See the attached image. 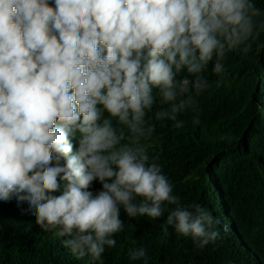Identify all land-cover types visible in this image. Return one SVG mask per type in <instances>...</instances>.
I'll return each mask as SVG.
<instances>
[{
  "label": "clouds",
  "instance_id": "9594fccd",
  "mask_svg": "<svg viewBox=\"0 0 264 264\" xmlns=\"http://www.w3.org/2000/svg\"><path fill=\"white\" fill-rule=\"evenodd\" d=\"M54 5L0 0V200L27 201L42 229H57L74 255L94 261L115 247L121 207L129 217L158 218L167 202L175 207L163 231L171 225L201 246L215 242L219 220L199 204L182 205L141 146L155 132L145 118L158 96L155 119L180 128L178 115L190 108L199 124L195 96L210 87L203 72L213 62L223 77L226 52L251 51L260 9L253 0ZM94 179L102 184L95 195L87 190ZM129 256L147 264L144 248Z\"/></svg>",
  "mask_w": 264,
  "mask_h": 264
},
{
  "label": "trees",
  "instance_id": "16d2710c",
  "mask_svg": "<svg viewBox=\"0 0 264 264\" xmlns=\"http://www.w3.org/2000/svg\"><path fill=\"white\" fill-rule=\"evenodd\" d=\"M54 7V0H48ZM261 14L254 18L255 40L251 51L226 52L223 77L209 62L203 72L210 87L195 96L200 123L194 124L189 108L178 115L184 124L155 119L157 102L146 114L155 125L150 140H142L173 185V193L185 206L199 204L215 219L220 232L215 242L201 246L190 235L167 226L169 210L164 202L161 217H129L121 207V231L105 246L100 260L77 257L62 243L67 237L57 229L46 231L36 223L27 201L0 200V264H145L130 259V250L144 248L147 264H264V0H253ZM215 59V57H214ZM188 75L182 70L178 78ZM157 89H153V94ZM102 118H110L102 105ZM163 107H168L163 105ZM116 129L123 127L111 118ZM78 136L73 138V154ZM61 165L66 161L62 158ZM62 175V174H61ZM61 189L56 193L60 194ZM88 191L95 195L102 184L94 179Z\"/></svg>",
  "mask_w": 264,
  "mask_h": 264
}]
</instances>
